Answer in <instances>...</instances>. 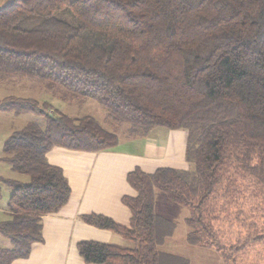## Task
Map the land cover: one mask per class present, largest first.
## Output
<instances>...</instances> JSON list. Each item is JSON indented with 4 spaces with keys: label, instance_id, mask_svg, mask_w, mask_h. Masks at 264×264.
<instances>
[{
    "label": "trees",
    "instance_id": "obj_1",
    "mask_svg": "<svg viewBox=\"0 0 264 264\" xmlns=\"http://www.w3.org/2000/svg\"><path fill=\"white\" fill-rule=\"evenodd\" d=\"M13 75L97 100L111 128L32 96L0 98V110L46 117L4 143L0 160L30 179L0 176V198L1 183L13 188L11 216L0 221L12 245L0 246V264L28 258L44 240L43 217L71 197L48 151L114 149L125 124L133 136L186 129L192 167L131 170L137 195L122 199L130 225L97 212L82 219L135 246L79 240L87 263L190 264L159 249L176 223L157 212L156 189L188 207V241L219 251L224 264H246L264 244V0H11L0 7V77Z\"/></svg>",
    "mask_w": 264,
    "mask_h": 264
},
{
    "label": "crops",
    "instance_id": "obj_2",
    "mask_svg": "<svg viewBox=\"0 0 264 264\" xmlns=\"http://www.w3.org/2000/svg\"><path fill=\"white\" fill-rule=\"evenodd\" d=\"M165 128L157 126L152 133L143 136L145 141L139 148L116 146L112 150L85 151L55 146L49 150V161L64 169L72 188L71 197L59 211L43 217L44 242H35L28 258L16 259L12 264H60L62 260H66V264H96L87 263L81 256L77 243L82 239L130 246L122 234L91 225L82 215L97 212L130 225L132 211L122 199L125 195H137L128 181L131 170L138 166L146 172L162 166L189 167L186 160L188 131L185 146V134L178 129L169 133ZM175 136L183 143L174 148ZM136 141L130 140L128 144L133 146ZM8 205L0 207V221L11 216Z\"/></svg>",
    "mask_w": 264,
    "mask_h": 264
},
{
    "label": "rangeland",
    "instance_id": "obj_3",
    "mask_svg": "<svg viewBox=\"0 0 264 264\" xmlns=\"http://www.w3.org/2000/svg\"><path fill=\"white\" fill-rule=\"evenodd\" d=\"M10 1L11 0H0V7L5 6ZM10 94L32 96L42 102H52L53 105H56V107L72 116H95L106 127L111 128L106 122V109L97 100L89 97L68 95L65 93L63 95L60 87L57 85L54 86V84L48 80L17 75L6 76L4 78L0 77V98ZM29 121H36L44 125L46 117L43 114L36 113H23L17 116L11 111L0 110V156L4 154L3 149L4 143L6 142L5 140L14 130L18 128L20 129ZM127 128L128 124H125L117 131L120 137V142L117 145V148H139L144 137L131 135L127 131ZM165 130L169 133L172 132V129L170 128H165ZM177 131L185 134L184 145L186 146L187 130L178 129ZM130 140H138L136 141V143H138L131 146L128 144ZM182 143L181 139H177V136H175L173 139V147H178L182 145ZM190 167H192V165L189 163L188 168ZM0 176L21 179L22 181H28L30 179L28 174L12 169L11 164L4 160H0ZM1 184L2 197L0 198V207H4V204L8 203L7 196L10 197L13 188L9 184ZM156 202L157 212L176 223L174 232L171 235L166 236L164 241L159 244V249L161 251L163 250L164 252L186 256L189 259L190 264H224L223 257L219 251L211 247L193 244L188 241L187 234L190 231V227L186 223V217L189 215L187 206L170 199L167 193L160 189H156ZM127 241L130 246H135L133 240L127 239ZM41 242H44V240ZM11 245L12 243L9 237L0 233V246L9 247ZM258 251L259 255H257ZM63 263L66 264V260H64V262L62 260V263L60 264ZM246 264H264V244L259 245L258 249L251 251L246 258Z\"/></svg>",
    "mask_w": 264,
    "mask_h": 264
}]
</instances>
